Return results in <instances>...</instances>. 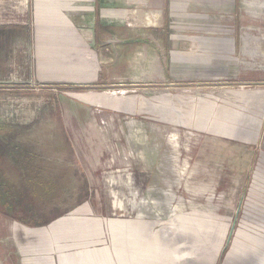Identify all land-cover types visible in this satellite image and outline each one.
<instances>
[{
    "label": "rangeland",
    "instance_id": "obj_1",
    "mask_svg": "<svg viewBox=\"0 0 264 264\" xmlns=\"http://www.w3.org/2000/svg\"><path fill=\"white\" fill-rule=\"evenodd\" d=\"M101 3L122 57L93 56L92 81L68 79L83 64L66 42L65 79L44 82L22 29L2 41L0 218L21 231L14 208L62 215L34 238L56 264L257 262L244 249L264 235V0ZM27 5L0 0V25L27 22Z\"/></svg>",
    "mask_w": 264,
    "mask_h": 264
},
{
    "label": "crops",
    "instance_id": "obj_2",
    "mask_svg": "<svg viewBox=\"0 0 264 264\" xmlns=\"http://www.w3.org/2000/svg\"><path fill=\"white\" fill-rule=\"evenodd\" d=\"M26 2L29 7L27 8L30 15L29 20L16 25L4 22L1 23L0 28L11 26L17 27L19 30L22 29L24 36L29 39L33 51L35 60L34 75L37 80L47 82L65 79L66 76L64 75L66 73L62 77L61 72L56 70V63L53 62L55 47L61 41L66 42L73 51L78 50L79 56H81L79 59H82L83 66L76 68L75 59L73 64L76 69L74 68L73 71L67 73L68 79L72 81L83 79H91L92 81L98 77L97 73L100 71L96 69V64L94 65L91 62L93 56L99 59L107 57L109 62L115 64L121 60L122 55H115L116 53L112 51L113 47H116V42L120 36L116 35L114 24H110L109 21H104V18L100 17L101 0H26ZM72 10L74 12L70 13L69 11ZM51 21H54L58 26L50 24ZM38 36L43 39V52H41L44 53L48 65L43 71L38 66ZM112 42H114V46ZM80 49L82 51H79ZM65 55L67 57H63L64 59H70L66 53ZM13 210L23 211L22 214L25 213L23 219H18L17 223L27 227L21 231L16 230V228L8 229L5 221L0 218V264H56L54 259L43 256L36 250L38 246L34 238H38L40 234L44 233L43 230L41 232V229H46L45 233L49 232V225L62 215L59 217L52 216V218H49L50 220L47 219V221L40 223L32 220L33 215L30 213V207L14 208ZM19 233L24 234V237H29V239L23 242L17 240L20 236ZM261 236L263 243L258 242L259 246L257 247L245 246L244 249L248 255L251 252L257 258V262H246L245 260L248 258L245 257L246 254L245 256H236L242 257L244 261L233 262L232 264H260L259 259L264 257V235L261 234L259 237ZM232 255L235 256L233 251Z\"/></svg>",
    "mask_w": 264,
    "mask_h": 264
},
{
    "label": "trees",
    "instance_id": "obj_3",
    "mask_svg": "<svg viewBox=\"0 0 264 264\" xmlns=\"http://www.w3.org/2000/svg\"><path fill=\"white\" fill-rule=\"evenodd\" d=\"M17 27H11V26H2L0 28V47L2 46V41L6 38L7 35L11 34L10 32H13L16 30Z\"/></svg>",
    "mask_w": 264,
    "mask_h": 264
}]
</instances>
